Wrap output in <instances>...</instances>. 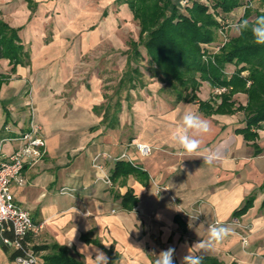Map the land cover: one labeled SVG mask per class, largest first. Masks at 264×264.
<instances>
[{"label": "crops", "instance_id": "crops-1", "mask_svg": "<svg viewBox=\"0 0 264 264\" xmlns=\"http://www.w3.org/2000/svg\"><path fill=\"white\" fill-rule=\"evenodd\" d=\"M88 2L0 0V20L16 31L24 52L17 63L0 58V159L18 146L3 140L26 130L31 109L46 143L43 159L25 166L22 183L10 186L15 203L41 225L29 243L63 248L84 264H93L96 249L108 259L110 253L113 264H154L174 247V262L181 264L193 244L207 239L210 223L237 218L247 226V246L232 231L200 254L226 264H264V129L246 140L237 132L245 126L242 112L204 114L197 102L170 105L156 86L128 88L144 97L128 95L115 110L96 80L82 84L100 40L98 27L91 33ZM183 111L210 125L199 137L201 151L191 156L180 155L170 135ZM137 143L149 153L142 155ZM203 149L222 159L204 163ZM126 194L133 205L123 201ZM51 252L38 253L37 264ZM13 262L0 246V264Z\"/></svg>", "mask_w": 264, "mask_h": 264}, {"label": "trees", "instance_id": "trees-1", "mask_svg": "<svg viewBox=\"0 0 264 264\" xmlns=\"http://www.w3.org/2000/svg\"><path fill=\"white\" fill-rule=\"evenodd\" d=\"M118 1L127 6L139 26L137 40L129 42V65L125 77L130 89L135 88L143 76L136 64L145 60L149 66L146 69L149 77L163 84L161 90L169 88L170 95L174 92L173 103L197 102L199 111L204 114L242 112L245 126L237 132L246 140L258 137L257 130L264 129V46L256 45L250 32H246L231 37L220 53L207 56L206 59L203 57L205 44L214 40L215 32L223 21L219 12L226 14L241 7L240 0H190L184 7L178 5V0ZM250 12L251 8H245L240 19H248ZM255 14L259 16L264 13ZM18 42L16 31L0 20V58L6 57L17 63L24 55ZM226 64L239 66L230 77L224 73ZM198 79L207 81L213 87L225 88L227 92L220 94L219 102L212 98L200 100L193 94L199 88ZM236 93L246 96L244 105L233 99ZM114 109L119 110V104H115ZM115 170L118 171V166ZM122 198L123 201H129L130 205L135 203L130 194ZM250 203L248 199L233 216L238 217ZM4 235L12 237L10 232ZM0 246L11 261L20 254L19 251H10L1 239ZM31 250L36 255L53 250L45 256V264H84L70 257L63 248L32 245ZM109 264H113L110 253ZM203 264L226 263L215 257L203 256Z\"/></svg>", "mask_w": 264, "mask_h": 264}, {"label": "rangeland", "instance_id": "rangeland-1", "mask_svg": "<svg viewBox=\"0 0 264 264\" xmlns=\"http://www.w3.org/2000/svg\"><path fill=\"white\" fill-rule=\"evenodd\" d=\"M176 1V0H175ZM241 7L234 9L229 13L219 12L223 21L215 32V37L212 42L205 44L204 58L220 53L222 47L231 37L237 36L231 25L236 23L243 15L245 8H251L249 21H253L256 17L255 12L264 13V3L262 0H240ZM90 10V14L95 27L92 28L91 33L99 29L100 40L98 45H95L90 58H87L86 65L88 66L87 75H83L82 84L90 85L88 82L96 80L105 96L109 95V105L125 104V97L129 95L132 100H138L144 97L138 94L137 91H130L127 93L130 84L127 82L125 72L128 71V56H129V42L130 40H137L139 33V26L137 21L132 18L127 6L119 4L118 0H90L86 4ZM97 12H95V9ZM182 11V10H181ZM95 12V13H94ZM184 12V11H183ZM144 55V51L140 48ZM139 70L143 73L140 77V83H137L136 88L140 87H163L155 78H150L146 69L149 67L145 60L139 61L136 64ZM239 66L234 64H226L224 73L226 77H230L233 71ZM199 88L196 92H192L198 99L206 100L208 97L219 102L220 94L227 92L224 90L218 92L222 87H213L207 81L198 79ZM75 84H78L76 81ZM73 85V83H69ZM142 85V86H141ZM160 88V89H161ZM167 90H158V95L165 99L170 105L175 98L174 92L172 95L169 88ZM190 91V90H189ZM147 93V91H146ZM170 93V94H169ZM150 94V93H149ZM146 96V95H145ZM245 97V99H244ZM236 103L245 104L246 96L242 93H236L233 96Z\"/></svg>", "mask_w": 264, "mask_h": 264}, {"label": "built area", "instance_id": "built-area-1", "mask_svg": "<svg viewBox=\"0 0 264 264\" xmlns=\"http://www.w3.org/2000/svg\"><path fill=\"white\" fill-rule=\"evenodd\" d=\"M189 2L190 0H178V5L184 7ZM224 90L225 88H221L218 92ZM5 130L10 131L8 127ZM40 131L41 126L36 122L31 109L26 130L17 132L15 136L6 137L3 140L17 142L18 146L0 159V239L8 248L20 252L15 260L17 257H24L32 260L33 264H37L38 258L31 250L32 245L28 239L39 232L41 225L34 223L29 213L15 203L10 186L14 183L21 184L22 171L25 166H33L45 156L46 143L40 135ZM136 148L142 155H147L150 151L149 146L141 143H137ZM95 166L101 168L99 165L95 164ZM104 178L109 182L107 176ZM60 192L66 193L67 189H61ZM172 200L175 201V199ZM190 217L197 218L193 215H190ZM217 223L236 228L237 230L233 229L232 231L240 236L242 246H247V236L242 233L247 226L241 224L237 218L227 222L213 221L209 225ZM6 232H10L12 237L5 236L4 233Z\"/></svg>", "mask_w": 264, "mask_h": 264}, {"label": "clouds", "instance_id": "clouds-1", "mask_svg": "<svg viewBox=\"0 0 264 264\" xmlns=\"http://www.w3.org/2000/svg\"><path fill=\"white\" fill-rule=\"evenodd\" d=\"M231 27L238 34L250 32L253 42L256 45L264 46V14L256 16L251 23L248 19H238ZM209 131V122L200 114L193 111H183L179 124L170 135L172 142L179 147V154L191 156L201 151V140L199 137L208 134ZM203 151L207 153L203 157L204 163L211 165L215 161L222 159L219 152H214L210 149H203ZM191 226L189 224V227ZM206 231L207 239H200L193 244L188 249L187 254L182 257L181 264H203V255L200 253L213 249L231 234L232 229L217 223L209 225ZM175 251L174 247L162 250L156 255L157 258L154 264H174ZM13 264H33V261L24 257H17ZM93 264H109V259L103 251L96 249Z\"/></svg>", "mask_w": 264, "mask_h": 264}]
</instances>
